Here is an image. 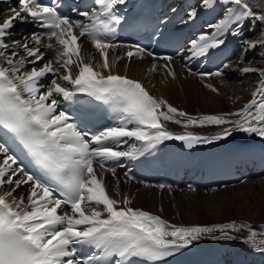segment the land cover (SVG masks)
<instances>
[{"label":"snow or ice","instance_id":"6c2138e0","mask_svg":"<svg viewBox=\"0 0 264 264\" xmlns=\"http://www.w3.org/2000/svg\"><path fill=\"white\" fill-rule=\"evenodd\" d=\"M127 2L81 0L80 7L73 5L62 12L57 7H62V0L47 4L17 0L18 8H9V15L0 19V264H135L138 259L165 264L195 242L231 240V231L250 227L235 220L210 226L170 224L159 215L134 208L128 195L120 199L109 195L104 174L111 173L119 185L116 173L123 159L143 165L147 162L138 157L144 150L166 147L167 141H181L182 147L195 150L235 133L264 140V67L242 66L253 53L264 59V29L255 35V29L264 25V0L255 4L252 0H197V6L180 17V24H194L201 11L220 7L221 12L187 41L161 30L168 23L166 18L153 23L141 12L120 13L118 9ZM18 22L31 23L34 29L17 37L13 29ZM117 26L121 31L143 32L158 46L175 45L173 53L158 55L139 41L126 43L117 38ZM249 35L254 38L249 40ZM228 37L239 41L235 65L226 59L213 71L193 70V60H212L227 45ZM82 38L98 53L95 64V57L86 62L81 55ZM110 50L112 54L126 50L130 61L141 55L160 61L153 62L152 69L172 78L176 77L173 65L180 58L188 74L216 94L219 89L208 78L223 80L233 72L241 77L258 73L261 79L253 99L243 108L189 115L154 98L140 80L114 73ZM77 93L103 101L115 118L95 128H81L61 107V99L72 101ZM256 96L261 97L259 101ZM170 121L185 129L215 126L219 130L211 135L178 133L166 126ZM133 140L142 147L129 146ZM17 148L31 166L15 154ZM252 155V150H236L228 163L240 165ZM124 177L136 180L130 170ZM156 187L172 186L159 183ZM22 188L25 191L20 193ZM189 189L195 190L192 185ZM115 191L120 196L119 189ZM217 231L219 236L214 235ZM253 237L245 243L264 254V242L257 244Z\"/></svg>","mask_w":264,"mask_h":264},{"label":"bare ground","instance_id":"6f19581e","mask_svg":"<svg viewBox=\"0 0 264 264\" xmlns=\"http://www.w3.org/2000/svg\"><path fill=\"white\" fill-rule=\"evenodd\" d=\"M256 2L257 0H252V3L255 4ZM7 15H9L7 11L0 12V19L5 18ZM261 29H264V25L255 29V35L258 36ZM245 31L247 32L248 29L246 28ZM13 33L17 37L28 35L26 32L15 30H13ZM247 38L251 40L254 37L249 35ZM47 42L45 40V44ZM122 52L120 50L112 54L110 50V59L115 65L114 73H127L140 79L154 98L163 99L174 107L190 113L221 114L241 109L253 99V93L257 91L261 79L258 73H249L241 77L238 73L233 72L226 73L223 80L221 78H208L207 82L212 83L219 89V94H216L205 88L198 77L189 75L185 67L177 60L173 65L176 77L172 78L166 75L163 70L152 69V63H160V61H153L148 57L136 58L130 61ZM54 54V51L48 53V58H51ZM81 55L86 62L90 57H95L92 60L93 64L99 59L94 46L89 43H82ZM238 55L239 52L231 60L233 65H235ZM115 56L122 57V60H116ZM125 65L128 67L126 68ZM242 66L264 67V59L253 53L248 56ZM260 98V96H256L257 101ZM166 126L171 129L184 128L183 124L176 125L174 121L166 122ZM187 130L196 134H205V132L219 130V128L215 126H189ZM234 136L239 137L241 140L259 138L241 133H235ZM116 177L120 180L119 185H117L116 179L112 177L111 173L106 172L104 174L109 195L116 199L128 195L132 199L133 207H141L157 213L162 219H167L173 222L174 225L207 224L210 226L211 223L221 224L233 220L249 225L250 227L230 232V235L234 237L231 242L235 247L227 250V259L231 258L230 255L233 250L242 247L255 249L250 244H244V241L250 235L254 234L253 238L257 244L264 242V172L259 171L256 174L247 176L241 181L242 183L238 182L233 185H224L206 190H190L189 188L160 189L156 186L125 181L123 174L118 171ZM117 188L120 196L116 194L115 189ZM3 190L7 191L8 188L5 187ZM24 191V188L19 190L20 193ZM214 235L219 236V231ZM208 239L212 238L202 240ZM258 257L260 258V256ZM259 258H255L254 263L264 264V259ZM238 264H246V259H241Z\"/></svg>","mask_w":264,"mask_h":264},{"label":"rangeland","instance_id":"374dc122","mask_svg":"<svg viewBox=\"0 0 264 264\" xmlns=\"http://www.w3.org/2000/svg\"><path fill=\"white\" fill-rule=\"evenodd\" d=\"M242 183V182H241ZM227 222H229V221H227Z\"/></svg>","mask_w":264,"mask_h":264}]
</instances>
